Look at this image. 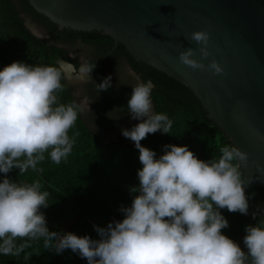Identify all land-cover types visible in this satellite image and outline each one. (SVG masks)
<instances>
[{"label":"clouds","instance_id":"1","mask_svg":"<svg viewBox=\"0 0 264 264\" xmlns=\"http://www.w3.org/2000/svg\"><path fill=\"white\" fill-rule=\"evenodd\" d=\"M187 38L199 45L200 59L195 58L196 49L188 48L179 53L180 64L193 71L225 74L215 59L207 65L203 62L212 55L208 31H194ZM95 66H81L77 79L92 78ZM76 71L66 63L57 67L23 62L0 70V173L5 174L0 182V255L25 253L23 258L29 261L30 241L42 239L45 249L56 254L71 249L88 264H264V222L246 226L247 253L222 232L229 223L221 209L242 215L249 211L245 189L251 181L241 171L249 163L248 153L225 145L218 159L204 161L187 146L169 144L157 158L141 141L158 131L170 134L173 121L154 111V83L138 77L127 111L141 122L131 130L122 129L139 150L143 166L137 173L139 186L130 188L138 195L130 207L119 209L122 221L107 227L93 225L100 239L49 231L41 209L49 206L50 193L41 191L39 181L19 184L7 174L14 168L19 174L42 171L37 164L45 153L55 164L71 154L75 139L68 133L82 109L74 103H58L57 93L63 90L62 80H71ZM111 82V76L104 78L98 91H107Z\"/></svg>","mask_w":264,"mask_h":264},{"label":"trees","instance_id":"2","mask_svg":"<svg viewBox=\"0 0 264 264\" xmlns=\"http://www.w3.org/2000/svg\"><path fill=\"white\" fill-rule=\"evenodd\" d=\"M27 20L43 27V36L34 34L26 24ZM77 38L89 43L94 52L87 63L96 66L92 78L88 77L85 90L80 94L93 98L94 110L89 116L79 112L74 127L68 133L70 138L75 139V144L66 160L55 164L45 153V159L37 164L42 171L29 169L19 174V169L14 168L7 178L19 184L39 181L41 191L50 193L49 206L41 209L49 231L72 232L77 236L100 239L93 225L107 227L110 222L124 219L119 209L121 206L130 207L134 196L138 195L130 192V188L139 186L137 173L143 167L139 161V150L133 141L122 135L121 129L126 127L124 122L131 117L127 104L132 90L119 82L107 91L99 92L97 84L103 81L105 68L121 63L124 58L141 81L151 80L154 83V111L167 114L173 121L170 134L158 131L148 134L141 141L144 147L156 152L157 158L164 154V145L174 144L187 146L198 159L209 161L219 158L221 147L233 144L208 117L193 92L174 77L135 59L121 43L102 59L113 47V39L109 35L97 30L59 28L37 12L28 0H0V70L13 62L57 67L61 62H69L78 67V59L69 56L62 45L73 43ZM62 84L63 90L57 93L58 103H74L80 108L71 82L63 79ZM89 120L96 129L90 128ZM140 122L135 120L133 126ZM4 178L5 174L0 173V182ZM245 192L249 202L247 215L230 213L227 209L220 211L229 223V227L222 230L223 234L235 242L237 237L240 238L241 249L247 253L243 243L245 228L264 222V190L249 183ZM21 242L17 240L18 244ZM30 244L31 247L26 249L27 253H32L29 261L24 260L25 253L19 257L0 255V264H88L71 249L56 254L43 247L42 239L30 241Z\"/></svg>","mask_w":264,"mask_h":264},{"label":"water","instance_id":"3","mask_svg":"<svg viewBox=\"0 0 264 264\" xmlns=\"http://www.w3.org/2000/svg\"><path fill=\"white\" fill-rule=\"evenodd\" d=\"M59 28L97 30L132 56L174 77L201 102L233 146L248 153L243 177L264 190V0H28ZM210 33L212 55L223 75L179 63L199 45L187 38ZM70 64L69 62H64Z\"/></svg>","mask_w":264,"mask_h":264},{"label":"flooded vegetation","instance_id":"4","mask_svg":"<svg viewBox=\"0 0 264 264\" xmlns=\"http://www.w3.org/2000/svg\"><path fill=\"white\" fill-rule=\"evenodd\" d=\"M43 31H45L44 28H43ZM50 40L52 41L51 38H50ZM62 45H63V47H65L68 50V55L70 54L69 56L76 57L78 59V61L80 63L78 67L88 65L87 61L89 60V58L91 56L94 55V52L91 49L90 44L85 43L80 38H77L76 41H74L73 43H62ZM123 60L126 62V60L124 58H122V60H120V62H122ZM62 63H64V62H62ZM120 67H121V63H116V64H111L108 68L104 69V72H103L104 78H106L108 76L112 77V82H111L110 88H112L113 85L115 86V84H118L119 82L121 84H123V86H124L125 83L129 84V80H133V78H132L133 75L127 74V73L121 71ZM75 68H77V67H75ZM87 82H88V77H86L84 80L77 79L76 83H71V88H72V90L74 89L73 91H75V88L77 90L79 89L80 92L82 93L85 90V85ZM74 97H75V99L81 98V96L77 95V93L74 94ZM83 98L88 99L90 102L94 103L92 100L93 98H89L87 95L83 96ZM132 127H133V125H132ZM120 128H121V126H120ZM124 128H126V127H124ZM124 128H121V129H124Z\"/></svg>","mask_w":264,"mask_h":264},{"label":"rangeland","instance_id":"5","mask_svg":"<svg viewBox=\"0 0 264 264\" xmlns=\"http://www.w3.org/2000/svg\"><path fill=\"white\" fill-rule=\"evenodd\" d=\"M26 24L27 26L29 27V29L36 35H39V36H43V28L40 27L39 25H37L36 23L32 22L31 20H27L26 21ZM70 55V54H69ZM62 63V62H61ZM79 68L80 67H77L76 68V72L75 73H72V79L71 80H68L69 82L71 83H76V80H77V76L79 75ZM121 71L127 73V74H132L133 75V80H129V84L128 83H125L126 87L129 89V90H132V85H135V83L137 82L136 78H137V74L134 73V71L128 66V64L123 60L121 62ZM74 90V89H73ZM81 96V92L80 90L76 89L75 88V91H74V94H76ZM79 100V105H80V108L82 109V114L83 115H86V116H89L93 110H94V107H93V103L90 102L88 99H84L83 96H81ZM134 119H132L131 117H128L125 125H126V128L131 130L132 128V125L134 123ZM91 121H87L88 125L90 126L91 129H96L97 127L95 126V124L93 123H90ZM130 140V139H129ZM236 243L239 244L240 247L243 246V244L241 243L240 241V238L237 237V240H236Z\"/></svg>","mask_w":264,"mask_h":264}]
</instances>
